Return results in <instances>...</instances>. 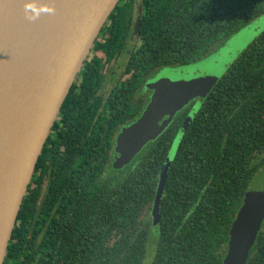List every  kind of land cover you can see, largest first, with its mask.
<instances>
[{
    "label": "trees",
    "instance_id": "1",
    "mask_svg": "<svg viewBox=\"0 0 264 264\" xmlns=\"http://www.w3.org/2000/svg\"><path fill=\"white\" fill-rule=\"evenodd\" d=\"M140 6L139 44L123 82L105 98L97 93L106 64L130 35L132 0L117 3L94 41L38 158L3 264H143L149 221L142 212L148 215L174 143L149 264H222L248 184L264 163V31L197 109L179 112L130 165L102 174L115 132L139 112L134 96L150 73L204 58L264 14V0H140ZM242 264H264V219Z\"/></svg>",
    "mask_w": 264,
    "mask_h": 264
},
{
    "label": "water",
    "instance_id": "2",
    "mask_svg": "<svg viewBox=\"0 0 264 264\" xmlns=\"http://www.w3.org/2000/svg\"><path fill=\"white\" fill-rule=\"evenodd\" d=\"M119 1L0 0V264L60 108ZM139 26L138 17L134 34ZM175 147L163 165L162 183ZM263 219L264 163L248 184L227 247L249 250Z\"/></svg>",
    "mask_w": 264,
    "mask_h": 264
},
{
    "label": "rangeland",
    "instance_id": "3",
    "mask_svg": "<svg viewBox=\"0 0 264 264\" xmlns=\"http://www.w3.org/2000/svg\"><path fill=\"white\" fill-rule=\"evenodd\" d=\"M263 31L264 14H261L231 36L232 41L228 45L226 41L225 44L217 43L211 46L204 58L184 66L163 67L160 72L150 74L134 96L139 112L117 129L113 137L110 157L102 175L112 176L135 161L184 108L197 109L203 97L210 92L222 74L237 60L244 48ZM137 45L136 41L135 46ZM110 66L111 69L105 71L106 79L101 90L104 98L109 94L113 84L115 85L112 91L119 84L118 79L114 77L112 81L108 73L115 71L114 75H118L119 79L124 78L120 74L123 69L122 61L112 63ZM117 66H119L118 70ZM160 100L164 103L162 104ZM164 170L162 166L158 175L155 199L151 203L148 215L147 210L142 212V218L147 217L149 221L148 250L143 264L150 263L153 252L156 250L158 199L161 194ZM256 186L258 188L260 184L257 183ZM247 252L248 250L245 252L243 249L229 246L222 264H241Z\"/></svg>",
    "mask_w": 264,
    "mask_h": 264
},
{
    "label": "flooded vegetation",
    "instance_id": "4",
    "mask_svg": "<svg viewBox=\"0 0 264 264\" xmlns=\"http://www.w3.org/2000/svg\"><path fill=\"white\" fill-rule=\"evenodd\" d=\"M140 12H141V6H140V0H133V9H132V18H131V32H130V35H129V37L125 40V41H123V43H120V46H123V51L121 52V53H119V55H116L108 64H106V66H105V69H104V76H105V79H106V72L107 71H109L110 69H111V66H110V64H112V63H120L121 61L123 62V69H121V71H120V74H122L123 75V70H124V65L125 64H127V61H128V58H129V55L133 52V51H135L136 49H137V46H135L136 45V41H137V44H139V42H138V37H137V35H138V32H137V34H134V26H135V23H136V20H137V18L139 17V15H140ZM99 37V36H98ZM229 40V39H228ZM227 40V41H228ZM99 41L101 42V40L99 39ZM225 44V43H224ZM92 51V50H91ZM126 53V54H125ZM97 54V56L99 57V58H101V57H103V55L101 54V53H96ZM99 54H101V55H99ZM91 57V52H90V54H89V56H88V58H90ZM87 58V60H89ZM116 69L118 70L119 69V66H117L116 67ZM162 70V68H160V69H155V70H153L152 71V73H150V74H153V73H155V72H160ZM106 71V72H105ZM115 74V71H112V72H110V73H108V75L110 76V79L112 80V81H114V77H116L117 79H118V82L120 83V82H123V79L125 78V76H124V78L123 79H119V76L118 75H114ZM150 76V75H149ZM148 76V77H149ZM105 79H104V81H105ZM146 80V79H145ZM76 81V80H75ZM104 83V82H103ZM115 83V82H114ZM144 83V82H143ZM142 83V84H143ZM114 85L115 84H113V87H114ZM119 85V84H118ZM142 86V85H141ZM140 86V87H141ZM112 87V88H113ZM117 87V86H116ZM112 88H111V90H110V92L112 91ZM103 89V84H102V88L98 91V93H97V95H99V96H102L101 95V90ZM109 92V93H110ZM134 101V100H133ZM116 133V132H115ZM115 135V134H114ZM114 137V136H113ZM113 142V141H112ZM112 148V147H111Z\"/></svg>",
    "mask_w": 264,
    "mask_h": 264
}]
</instances>
